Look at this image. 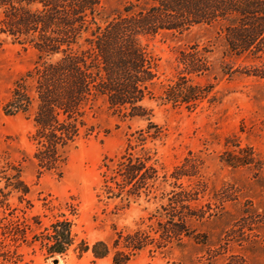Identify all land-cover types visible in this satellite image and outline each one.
I'll return each mask as SVG.
<instances>
[{"label":"rangeland","instance_id":"1","mask_svg":"<svg viewBox=\"0 0 264 264\" xmlns=\"http://www.w3.org/2000/svg\"><path fill=\"white\" fill-rule=\"evenodd\" d=\"M127 1L103 0L104 15ZM145 42L155 83L144 115L125 116L97 100L89 131L45 169L32 140L35 106L5 111L39 52L0 34V264H112L117 250H127L125 237L139 230L141 249L128 264H264V79L252 62L228 52L217 25L161 31ZM183 54L194 67L180 63ZM189 92L198 99L183 102ZM125 154L151 169L120 192L108 167ZM179 192L197 214L186 219L188 236L159 219L161 212H189L162 210ZM57 220L71 222L75 240L66 254L50 255L43 234ZM97 241L110 246V255L94 256Z\"/></svg>","mask_w":264,"mask_h":264},{"label":"trees","instance_id":"2","mask_svg":"<svg viewBox=\"0 0 264 264\" xmlns=\"http://www.w3.org/2000/svg\"><path fill=\"white\" fill-rule=\"evenodd\" d=\"M201 24L220 27L228 52L252 62L254 75L264 79V0H128L112 16L104 15L103 0H0V34L39 52V60L15 83L5 105L10 115L35 106L32 140L40 145L38 164L52 169L62 161L66 149L89 131L87 116L99 99L125 116H143V102L155 83V61L145 39ZM183 56L180 63L194 67L189 54ZM189 94L183 102L198 99ZM108 169L118 191L124 192L137 187L151 167L125 154L115 169ZM183 196L176 193L162 210L181 207L187 214L170 218L161 212L159 217L178 236L189 235L186 219L197 215L192 199ZM144 234L139 230L126 236L127 250H117L112 264H128L141 249ZM43 235L50 255L66 254L75 240L68 220L55 221ZM115 243L118 246L120 239ZM91 250L96 258L111 253L104 241Z\"/></svg>","mask_w":264,"mask_h":264},{"label":"water","instance_id":"3","mask_svg":"<svg viewBox=\"0 0 264 264\" xmlns=\"http://www.w3.org/2000/svg\"><path fill=\"white\" fill-rule=\"evenodd\" d=\"M55 263H58L59 262V260L57 259V258H54V260H53Z\"/></svg>","mask_w":264,"mask_h":264},{"label":"bare ground","instance_id":"4","mask_svg":"<svg viewBox=\"0 0 264 264\" xmlns=\"http://www.w3.org/2000/svg\"><path fill=\"white\" fill-rule=\"evenodd\" d=\"M58 264H61V262H60V263H58Z\"/></svg>","mask_w":264,"mask_h":264}]
</instances>
